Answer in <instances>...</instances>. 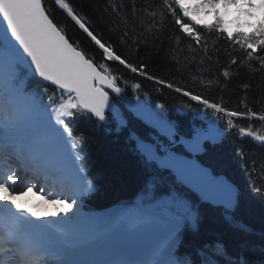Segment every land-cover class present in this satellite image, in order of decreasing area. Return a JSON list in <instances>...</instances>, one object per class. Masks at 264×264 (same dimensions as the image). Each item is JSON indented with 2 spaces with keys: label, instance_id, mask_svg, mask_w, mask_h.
Returning a JSON list of instances; mask_svg holds the SVG:
<instances>
[{
  "label": "snow or ice",
  "instance_id": "obj_1",
  "mask_svg": "<svg viewBox=\"0 0 264 264\" xmlns=\"http://www.w3.org/2000/svg\"><path fill=\"white\" fill-rule=\"evenodd\" d=\"M142 48L167 76L147 70ZM136 76L204 120L182 134L164 102L142 98ZM235 88L244 95L232 108L224 94ZM82 121L99 131L138 125L132 151L162 183L146 180L135 201L105 214L85 211L97 189ZM234 131L246 188L192 160ZM36 192L64 208L59 219L17 203ZM245 198L264 208V0H0V264H264V228L257 243L234 216ZM204 208L229 213L227 236L195 241Z\"/></svg>",
  "mask_w": 264,
  "mask_h": 264
},
{
  "label": "trees",
  "instance_id": "obj_2",
  "mask_svg": "<svg viewBox=\"0 0 264 264\" xmlns=\"http://www.w3.org/2000/svg\"><path fill=\"white\" fill-rule=\"evenodd\" d=\"M102 3L103 0H98ZM128 3L129 0H124ZM139 3L140 0H137ZM142 60L146 59L148 62V71L155 72L161 76H167V69L162 67L161 60L157 53L153 51L149 56L148 53L142 48L140 53ZM133 74L127 73L129 87L126 88L125 94L128 96H135L130 87L133 83ZM135 82H141L143 89L141 91L142 98L149 99L152 103L166 104L169 116L174 121L180 123V130L183 134L190 126L199 125L203 120L204 110L194 106L191 111L185 107V98L177 96V94L170 92L167 89L163 90V95L153 91L156 87L152 82L144 80L142 77L136 76ZM234 82V87H235ZM255 84L256 81H253ZM149 93L144 96V93ZM255 92V89H254ZM213 95H216L213 93ZM225 102L229 107L235 108L237 101L244 95L243 90L240 88L232 89L225 93ZM257 99L259 92H255ZM253 94L249 93V100L252 99ZM259 108V104L257 105ZM209 115H211L209 113ZM239 124L247 123L246 121L238 120ZM255 127H259V122H255ZM81 131L89 136V144L85 146V151L88 154V168L91 170V176L97 181L101 187V191L95 194L93 198L86 200V209H93L92 206L101 209L118 203L130 202L134 195H136L142 188L145 181L151 177L149 173L151 169L145 170L142 165L137 161L136 157L129 153L130 150L127 143L129 142L130 133L134 130H141L139 126L130 127L131 130L120 131L121 134H116L112 131L106 133L105 131L94 130L93 126L82 121ZM133 130V131H132ZM245 140L249 138L245 137ZM239 142L237 133L234 131L230 134L223 144L213 147L209 145L206 147V153L197 156L204 165L210 167L214 174H223L229 180L236 181L246 188V177L243 173L242 166L239 164L237 158L233 154V149ZM251 146V145H249ZM155 177V176H152ZM168 180V177H167ZM169 182V181H168ZM91 199L93 201H91ZM92 204V206H91ZM204 223L202 231L198 237H195L197 243L213 242L217 238L227 236L228 229L224 227L225 212L222 209H207L204 208ZM227 213V212H226ZM229 214V213H227ZM262 215H264V208L255 200L245 198L241 207L234 212L237 221L245 222L251 228L253 238L259 242V232L264 228L261 222ZM189 237V246L191 242ZM237 239L229 240V247L235 253L237 251ZM260 254L257 253L249 257L253 261L259 260ZM261 257V256H260ZM255 259V260H254Z\"/></svg>",
  "mask_w": 264,
  "mask_h": 264
},
{
  "label": "bare ground",
  "instance_id": "obj_3",
  "mask_svg": "<svg viewBox=\"0 0 264 264\" xmlns=\"http://www.w3.org/2000/svg\"><path fill=\"white\" fill-rule=\"evenodd\" d=\"M229 13H231V11H229ZM17 203H19L24 208H28V209H31V210L36 211V212H37V210H40L42 208V207L39 208V206L37 207L36 205H43V201H42L40 194L38 192L30 193L27 197H24V198H18ZM31 205H33L32 206L33 208L29 207ZM35 207H37V210L34 209ZM59 208H61V209H59ZM63 211H64L63 207H55V206H52L50 204H47V206L42 210V212L37 213V214L40 217L59 219L60 218L59 215H56V214L57 213L62 214ZM97 214L99 215V214H105V213H97Z\"/></svg>",
  "mask_w": 264,
  "mask_h": 264
},
{
  "label": "rangeland",
  "instance_id": "obj_4",
  "mask_svg": "<svg viewBox=\"0 0 264 264\" xmlns=\"http://www.w3.org/2000/svg\"><path fill=\"white\" fill-rule=\"evenodd\" d=\"M229 11H231V13H229V16H228V18L229 19H232V18H234V16H235V9H230ZM213 17L212 16H207V17H205L204 18V22L205 23H212L213 22ZM137 199V198H136ZM135 201V200H134ZM45 203H43V205H44ZM43 205H36L37 207L39 206V208H41L42 210L47 206V205H45V206H43ZM33 205H31V206H29L30 208H33L32 207ZM37 207H35L34 209H36L37 210ZM40 209V210H41ZM59 209H61V208H59ZM40 210H37V213H41L42 212V210L40 211Z\"/></svg>",
  "mask_w": 264,
  "mask_h": 264
},
{
  "label": "water",
  "instance_id": "obj_5",
  "mask_svg": "<svg viewBox=\"0 0 264 264\" xmlns=\"http://www.w3.org/2000/svg\"><path fill=\"white\" fill-rule=\"evenodd\" d=\"M131 98H132V100H133V103H135V99H134V97H131ZM192 160H193V159H192ZM193 162H195V163L201 165L199 162H197V161H195V160H193ZM201 166H203V165H201ZM203 167L208 168V167H206V166H203ZM208 169H209V168H208ZM219 176H220L221 179H224L226 182H230L225 176H223V175H219Z\"/></svg>",
  "mask_w": 264,
  "mask_h": 264
}]
</instances>
